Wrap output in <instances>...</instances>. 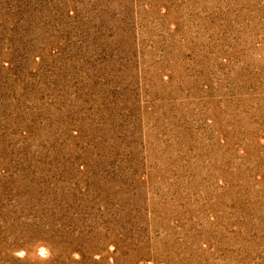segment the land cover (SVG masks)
Returning a JSON list of instances; mask_svg holds the SVG:
<instances>
[{"label": "rangeland", "instance_id": "obj_1", "mask_svg": "<svg viewBox=\"0 0 264 264\" xmlns=\"http://www.w3.org/2000/svg\"><path fill=\"white\" fill-rule=\"evenodd\" d=\"M0 264H264V0H0Z\"/></svg>", "mask_w": 264, "mask_h": 264}]
</instances>
